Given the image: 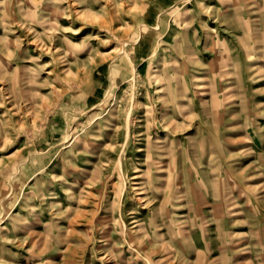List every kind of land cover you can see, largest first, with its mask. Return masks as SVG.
Returning <instances> with one entry per match:
<instances>
[{
    "label": "rangeland",
    "instance_id": "rangeland-1",
    "mask_svg": "<svg viewBox=\"0 0 264 264\" xmlns=\"http://www.w3.org/2000/svg\"><path fill=\"white\" fill-rule=\"evenodd\" d=\"M0 264H264V0H0Z\"/></svg>",
    "mask_w": 264,
    "mask_h": 264
},
{
    "label": "bare ground",
    "instance_id": "bare-ground-1",
    "mask_svg": "<svg viewBox=\"0 0 264 264\" xmlns=\"http://www.w3.org/2000/svg\"><path fill=\"white\" fill-rule=\"evenodd\" d=\"M134 177L136 178V177H139V176H134ZM140 193H141V192H140ZM141 198H142V197H140V199H141ZM103 243H104V242H103ZM103 246H104V245H103Z\"/></svg>",
    "mask_w": 264,
    "mask_h": 264
}]
</instances>
